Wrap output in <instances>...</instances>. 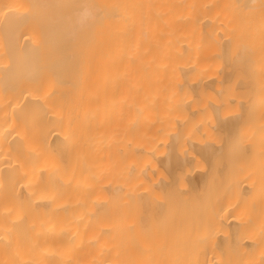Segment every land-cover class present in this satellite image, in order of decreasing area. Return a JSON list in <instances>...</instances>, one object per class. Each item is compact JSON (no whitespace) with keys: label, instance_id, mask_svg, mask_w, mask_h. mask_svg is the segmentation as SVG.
Segmentation results:
<instances>
[{"label":"bare ground","instance_id":"bare-ground-1","mask_svg":"<svg viewBox=\"0 0 264 264\" xmlns=\"http://www.w3.org/2000/svg\"><path fill=\"white\" fill-rule=\"evenodd\" d=\"M166 108L185 126L158 160L209 163L161 207L143 167ZM246 140L264 156V0H0V264H264L263 157L261 185L244 148L248 182L208 178Z\"/></svg>","mask_w":264,"mask_h":264},{"label":"rangeland","instance_id":"rangeland-1","mask_svg":"<svg viewBox=\"0 0 264 264\" xmlns=\"http://www.w3.org/2000/svg\"><path fill=\"white\" fill-rule=\"evenodd\" d=\"M213 93V92H212ZM221 94H222V91H221ZM217 96H219V95H217ZM189 106V105H188ZM233 112H234V110H232ZM155 115V114H154ZM171 116V117H170ZM156 122L158 123L159 122V124L161 125V123H163L164 125L163 126H165V128H163V127H161L160 125V127H159V139L157 140V144H156V149L157 150H155V151H153L152 152V154L150 155L151 156V158L153 159V165H154V170H153V168L151 169L149 166H148V164L146 165H144V166H147V167H143V171H147V170H151L150 172L153 174V176H155V178H156V176H157V178L159 177V181L161 180V182L162 183H164L163 184V189H158V190H162L161 191V194H159L158 196H157V198H158V203H159V205L161 204V207H163V205H164V203H165V200L169 197H171V198H174L176 195H178L179 196V199L181 198L183 201L185 200L186 202H187V200H190V199H187V198H185L184 196H185V194H187L186 192H188L189 191V193H190V189H191V183H190V178H189V175L190 174H188V171L191 173L192 172V170L194 171V170H199L198 168H200L201 169V167L202 168H208V163H209V161L206 159V158H204V157H191L190 158V161H188V162H186V163H183V164H179L177 167H175L172 171H171V169L170 168H167V166L166 165H164L161 161H159L158 160V157H161V158H164V156L165 157H167L168 155H169V153L172 151L171 150V144H170V142L172 143V140H173V137H175V135H177L178 133H180L181 131H182V129L184 128V126H185V122H184V118L183 117H181L179 114H177V113H172V112H168V109L166 108V109H163L162 111H159V112H157V114H156ZM192 119L193 120H198L199 122H202V123H204L206 126H207V128L209 127L210 128V131L207 133V137H206V135L204 134L203 136H202V138H204V139H206L207 140V143H211L212 142V144L213 143H219V145L221 144V145H223L224 143H225V134H224V131L223 130H221L220 128H216V127H214V121H215V113L214 112H212V111H208V110H200V111H196L193 115H192ZM250 120L252 119V118H249ZM257 119V117H254L253 116V119H252V121H250V120H248V121H250V122H248L247 120H246V124L243 122V124L241 123V125H240V127L242 126V128H245L246 130H245V138L248 140V135H247V133L250 135L249 136V139L251 138V137H253V136H256V137H253V139H255V138H259V137H262V136H260L261 134L259 133V132H256L257 134L256 135H253V136H251L252 135V133H255V130H257V129H259L256 125H257V122L255 121V120ZM258 120V119H257ZM259 120H261V119H259ZM245 121V120H244ZM245 124V125H244ZM259 124H261V123H259ZM256 127H257V129H256ZM208 128V129H209ZM242 128H238V129H241L242 130ZM139 130V129H138ZM261 129H259V131H260ZM179 131V132H178ZM136 132V131H135ZM138 132V131H137ZM141 132V130H139V132L138 133H140ZM244 132V131H243ZM249 132H252V133H249ZM261 132V131H260ZM258 133L260 134L259 136H257L258 135ZM134 134H136V133H134ZM141 134V133H140ZM206 137V138H205ZM171 138H172V140H171ZM261 140H262V138H260ZM260 139H258V141L260 140ZM203 140V139H202ZM206 140L205 141H203V142H206ZM210 140V141H209ZM246 140V141H247ZM257 140V139H256ZM170 141V142H169ZM246 141H244L245 143H246ZM253 141H255V140H253ZM253 141H251L250 142V140L249 141H247V144H246V146H244V145H242V146H240L241 148H237V146H234L233 144L230 146V147H228V148H225L224 149V151H221L220 153H219V155L217 156V161H218V163H217V166H218V164H219V167H217V169H218V171H216L217 172V174H215V175H212V174H210V175H208V178L210 179H213V180H211L212 181V183H213V187H212V192L213 193H216L217 192V194L218 195H221V194H223L224 192H225V189L227 190V185H228V176H227V169H228V165H231L232 166V168H233V166H235L236 165V162L238 161V160H240L241 161V159L244 157V156H246V157H248V155H249V159H245V161H241V163H242V165L243 166H241V168H243V169H241L243 172L245 171V170H247V166H251L252 167V163L251 162H253V166H254V168H255V164L256 163H254V162H258V164H260V160L258 161V160H256V159H258V158H260L261 156L263 157V159H264V156L263 155H260V157L259 156H255L256 154V150L254 151V149H253V145H254V147H255V145H258V143H259V147L261 146L262 147V145H260V143L262 144V142L260 141V142H253ZM248 142H250V143H248ZM254 144H253V143ZM171 145V146H170ZM244 146V147H243ZM170 150H169V149ZM244 148V149H243ZM185 149V150H184ZM245 151L246 150V153H248V154H244V156H242V154L243 153H241L242 151ZM252 149H253V151L255 152H253L252 151ZM259 149V148H258ZM168 150L170 151L169 153H168ZM175 150V149H174ZM188 150V152L190 151V150H193V148H191V147H186V148H183V154L184 155H186L187 156V154H188V152H186ZM240 150V151H239ZM156 151H157V153H156ZM185 151V152H184ZM238 151H239V153H240V155H241V159H240V157L238 156V160H237V158H235V156H237V155H239V154H237L238 153ZM178 152V151H177ZM193 152V151H192ZM190 153V152H189ZM252 153H254L255 155H253L252 156ZM191 154H193V153H190V154H188L189 156L191 155ZM237 154V155H236ZM163 156V157H162ZM251 156H252V158L254 159V157H258V158H256V159H254L255 161H253V159L251 158ZM245 157V158H246ZM251 158V159H250ZM262 159V158H261ZM242 160H244V158L242 159ZM249 160V161H248ZM134 163V162H133ZM129 164H131V162H129ZM134 164H136V163H134ZM238 165H240L239 164V162L237 163ZM244 164H245V166H244ZM248 164V165H247ZM257 164V165H258ZM262 164H263V162H262ZM261 164V165H262ZM131 165H133V164H131ZM130 165V166H131ZM152 165V164H151ZM261 165H259L260 166V168H262L261 167ZM216 166V165H215ZM249 166V167H250ZM258 166V167H259ZM238 167H240V166H238ZM131 168H132V171L134 170L135 171V168H136V166L134 167V166H131ZM134 168V169H133ZM149 168V169H148ZM196 168V169H195ZM232 168H230V170L232 169ZM253 168V167H252ZM252 168H250L251 170H252ZM256 169L258 170V168L256 167ZM255 169V170H256ZM191 170V171H190ZM236 171L238 170V174H239V169L237 168V165H236V169H235ZM240 170V171H241ZM256 170V171H257ZM260 170L261 169H259V172L257 171V175L258 176H260L261 174V172H260ZM132 171H131V173H132ZM240 172V174L242 175V177H244L243 179L245 180V176L246 175H244V174H242L243 172ZM247 171H249L250 173H248ZM245 173L246 174H248L249 176H251V179L250 180H252V182H253V179H254V181L255 180H258V178L256 177V172L254 171V173L252 172V171H250L249 169L247 170ZM251 172L254 174H251ZM213 173H215V172H213ZM164 174H168L169 176L168 177H170L171 175L173 176V179L171 180V182L170 183H167V184H165V180H166V175H164ZM239 174V175H240ZM239 175H238V177H239ZM240 175V176H241ZM244 175V176H243ZM252 175H253V178H252ZM163 176H165L166 178H165V180L162 178ZM255 176V177H254ZM242 177L240 178V179H242ZM261 178L263 177L262 175L260 176ZM255 178H257V179H255ZM248 179V177H247V179L246 180H249ZM260 179V178H259ZM245 180V181H246ZM261 180V179H260ZM260 180H258V182L260 181ZM165 181V182H164ZM262 181V180H261ZM246 182H248V181H246ZM256 182V181H255ZM254 182V183H255ZM263 183H264V180L262 181ZM261 182H259V184H260ZM169 184V185H168ZM256 184L257 185V188L262 184ZM167 185V186H166ZM259 185V186H258ZM165 186V187H164ZM253 186V185H252ZM254 186H255V184H254ZM190 187V188H189ZM205 188V187H204ZM252 188H254V189H252ZM251 189L254 191L255 190V188H256V186L255 187H252ZM256 188V189H257ZM189 189V190H188ZM204 190V189H203ZM171 192H173V193H171ZM201 193H203V192H201ZM201 193H199V194H201ZM196 195V194H195ZM204 195V194H203ZM202 195V196H203ZM174 196V197H173ZM178 196L177 197H175L176 199L178 198ZM188 196V195H187ZM189 196H193V195H191V194H189ZM196 197H198V199L199 200H197V198ZM195 198V200H197V201H201V199H200V195L198 196V194H197V196H196ZM205 197V195L203 196V198ZM190 198V197H189ZM194 198V196L192 197V199ZM191 199V200H192Z\"/></svg>","mask_w":264,"mask_h":264}]
</instances>
